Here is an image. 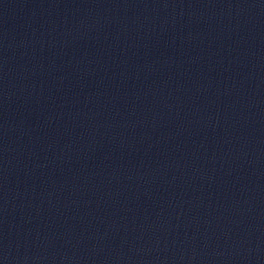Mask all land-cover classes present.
<instances>
[{"label": "water", "instance_id": "water-1", "mask_svg": "<svg viewBox=\"0 0 264 264\" xmlns=\"http://www.w3.org/2000/svg\"><path fill=\"white\" fill-rule=\"evenodd\" d=\"M0 264H264V0H0Z\"/></svg>", "mask_w": 264, "mask_h": 264}]
</instances>
